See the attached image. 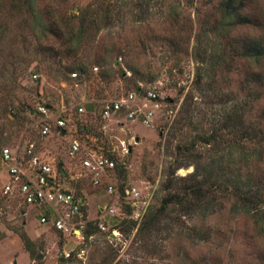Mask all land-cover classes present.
Masks as SVG:
<instances>
[{
	"label": "rangeland",
	"instance_id": "374dc122",
	"mask_svg": "<svg viewBox=\"0 0 264 264\" xmlns=\"http://www.w3.org/2000/svg\"><path fill=\"white\" fill-rule=\"evenodd\" d=\"M221 1L0 0L1 58L19 65L15 80L2 92L0 88V146L21 156L25 143L34 142L38 153L62 172V186L83 201V237H60L39 222L43 208L23 205L18 196L0 192V264H264V215L256 224L250 214L232 213L224 199L213 213L205 214H187L171 205L170 216L178 218V225L163 219L150 231L141 227L149 208L158 207L166 194L163 184L168 179L175 177L174 185L182 186L185 181L176 177L219 156L212 145L194 137L219 127L225 111L247 93V63L234 51L243 34L263 30L264 0H245L249 2L242 12L249 26L229 30L220 24ZM107 5L119 12L112 26L101 27L79 50L67 51L65 21L77 25L83 9ZM71 72H78L77 81ZM136 88L158 95V106L147 107L153 109L147 125L127 120L124 112L101 115L103 104ZM37 104L51 110L47 115L27 112ZM79 106L83 112H78ZM250 106V118L261 119L264 95ZM58 116L66 121L64 134L52 130L42 136L41 125ZM225 138H231L234 148V169L241 165L236 136ZM72 139L80 143V151L70 157ZM193 139L192 163L177 166L185 161L176 146L190 145ZM89 152L114 161V169L101 175L102 185L94 186L80 165ZM258 167L250 171L264 176V155ZM3 169L0 162V187L8 180ZM107 183L115 192L104 190ZM131 187L138 192L137 206L125 196L124 189ZM87 222L92 228L85 236ZM96 222H103L105 230H96ZM192 226L209 237L190 238ZM63 250L70 255L65 257Z\"/></svg>",
	"mask_w": 264,
	"mask_h": 264
},
{
	"label": "trees",
	"instance_id": "16d2710c",
	"mask_svg": "<svg viewBox=\"0 0 264 264\" xmlns=\"http://www.w3.org/2000/svg\"><path fill=\"white\" fill-rule=\"evenodd\" d=\"M245 0H223L221 1L220 24L226 27V30L231 29L235 25L242 27L249 26L250 20L242 11L245 9ZM254 4L258 0H252ZM117 11L113 12L107 6L100 9H83L77 16L78 24L74 25L67 19L62 29V36L66 39V50L77 51L82 44L94 39L96 32L101 27L112 26L113 22L118 18ZM261 32L247 35L243 34L239 40L238 48L234 51L238 56L246 61L248 70H246L243 88L247 92L240 103L234 105L231 109L225 111L222 117V123L208 135H197L194 138L201 141L203 144L212 145L214 152H220L219 156L211 157L208 161L196 164L194 170L184 177H176L177 180H184L182 186H175L172 177L163 184V189L166 194L160 200L158 207H150L146 213L144 220L141 222V227L146 230H152L160 225L161 220L166 219L169 223L176 222L178 218L170 216L173 211L171 205L182 208L184 213H213L218 206L221 205L220 199L230 202V211L235 214L241 212L250 214L257 221L262 219L264 215V176L260 177L257 172H251L250 167L256 166L262 162L264 155V110L258 114L261 119H251V103L259 101L264 95V18ZM67 37V38H66ZM37 51V49H36ZM68 55V54H67ZM3 57L0 54V88L1 92L6 83L15 80V73L19 65L13 60ZM67 58V57H66ZM65 58V59H66ZM252 66L251 68H249ZM82 68L79 69L80 72ZM78 73V72H76ZM138 90V88H136ZM134 90V91H136ZM140 92V91H139ZM30 112V109H27ZM222 126V128H221ZM222 130L226 135L231 133L236 136V147L239 152V163L241 165L232 168L233 161L231 160V149H234L231 144V138L222 136ZM225 139V140H223ZM194 139L190 141V145L176 146V153L181 154L182 161L178 162L177 166L188 165L192 163L190 152L193 149ZM222 144L226 146L222 147ZM223 149H227L226 154ZM171 171V175H172ZM263 177V178H262ZM254 181V182H253ZM175 188V190H171ZM125 192V189H124ZM75 195V194H74ZM77 196V195H76ZM79 197V196H78ZM82 200V199H81ZM83 210V205L81 206ZM92 222H87L83 232L85 236L90 233ZM97 228L96 223L93 226ZM259 230L262 227L258 226ZM188 231L190 238L205 240L209 237V233L201 232L200 229L192 226ZM24 243L28 239L24 236Z\"/></svg>",
	"mask_w": 264,
	"mask_h": 264
},
{
	"label": "built area",
	"instance_id": "2783aa9c",
	"mask_svg": "<svg viewBox=\"0 0 264 264\" xmlns=\"http://www.w3.org/2000/svg\"><path fill=\"white\" fill-rule=\"evenodd\" d=\"M97 68L94 67L93 70ZM70 77L78 80L79 75L71 72ZM37 73H33L31 77L36 79ZM136 91H128L126 94L110 100L102 105L101 115L109 117L111 115L124 112L125 118L130 121H139L147 125L152 117L153 109L147 108L148 105L157 107L158 95L155 91L147 89L143 93ZM51 110L50 106L45 104H37L33 109V113L47 115ZM78 112H83V107L77 108ZM31 112V109H30ZM51 123L41 125L40 134L46 136L52 130L57 133L65 132L66 121L62 116L51 119ZM62 134V133H61ZM80 151V143L77 139H72L69 143L67 154L70 157L75 156ZM0 162L4 165V172L8 177L6 183L0 187L2 195L18 196L23 205H33L34 207L43 208L45 211L39 215L41 224H48L54 231L60 234V237L71 235L82 238L83 227V201L80 197L68 188L62 186L60 176L52 167L51 163L46 161L36 151L34 142L27 141L23 147L21 156H18L9 147L0 146ZM80 165L83 170L87 171L94 186L102 185L101 175H105L107 171L113 170L114 161L95 152H89L81 159ZM104 190L111 194L115 192L112 183L104 185ZM125 196L129 199L131 206H137L140 202L138 192L135 188H126ZM113 209L108 210L112 213ZM1 215V214H0ZM1 218H0V242H1ZM97 228L101 231L105 230L103 222H96ZM112 233H115L112 230ZM82 251V250H81ZM65 257L70 255L69 251H62Z\"/></svg>",
	"mask_w": 264,
	"mask_h": 264
},
{
	"label": "crops",
	"instance_id": "0c3cea01",
	"mask_svg": "<svg viewBox=\"0 0 264 264\" xmlns=\"http://www.w3.org/2000/svg\"><path fill=\"white\" fill-rule=\"evenodd\" d=\"M63 131V130H62ZM62 134H64V131L63 132H61ZM37 151V150H36ZM38 152V151H37ZM39 154V153H38ZM40 155V154H39ZM13 262L15 263V260H13Z\"/></svg>",
	"mask_w": 264,
	"mask_h": 264
},
{
	"label": "water",
	"instance_id": "95a60500",
	"mask_svg": "<svg viewBox=\"0 0 264 264\" xmlns=\"http://www.w3.org/2000/svg\"><path fill=\"white\" fill-rule=\"evenodd\" d=\"M30 113H33V109H31V112ZM63 132V131H62Z\"/></svg>",
	"mask_w": 264,
	"mask_h": 264
}]
</instances>
